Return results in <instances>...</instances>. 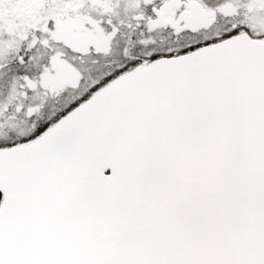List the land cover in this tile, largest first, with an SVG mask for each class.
<instances>
[{
  "label": "snow or ice",
  "instance_id": "1",
  "mask_svg": "<svg viewBox=\"0 0 264 264\" xmlns=\"http://www.w3.org/2000/svg\"><path fill=\"white\" fill-rule=\"evenodd\" d=\"M0 264H264V0H0Z\"/></svg>",
  "mask_w": 264,
  "mask_h": 264
}]
</instances>
